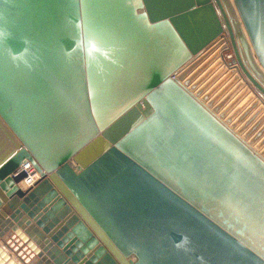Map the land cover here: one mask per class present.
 <instances>
[{"label":"water","instance_id":"obj_1","mask_svg":"<svg viewBox=\"0 0 264 264\" xmlns=\"http://www.w3.org/2000/svg\"><path fill=\"white\" fill-rule=\"evenodd\" d=\"M0 264H264V0H0Z\"/></svg>","mask_w":264,"mask_h":264},{"label":"built area","instance_id":"obj_2","mask_svg":"<svg viewBox=\"0 0 264 264\" xmlns=\"http://www.w3.org/2000/svg\"><path fill=\"white\" fill-rule=\"evenodd\" d=\"M224 58L226 60L233 59V55L230 52L229 54H224ZM18 174H22V177L17 182V185L22 190L30 189L34 186L36 181L39 179V175L37 171L33 168L32 164L25 160L23 163L19 164L18 167L15 169L14 172L11 173V176H15Z\"/></svg>","mask_w":264,"mask_h":264},{"label":"rangeland","instance_id":"obj_3","mask_svg":"<svg viewBox=\"0 0 264 264\" xmlns=\"http://www.w3.org/2000/svg\"><path fill=\"white\" fill-rule=\"evenodd\" d=\"M231 51L230 50H227V51H225V52H223V56H224V54H229Z\"/></svg>","mask_w":264,"mask_h":264}]
</instances>
